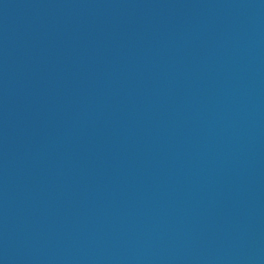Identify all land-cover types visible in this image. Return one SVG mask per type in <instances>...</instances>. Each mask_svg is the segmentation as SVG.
Returning <instances> with one entry per match:
<instances>
[{
	"label": "water",
	"instance_id": "1",
	"mask_svg": "<svg viewBox=\"0 0 264 264\" xmlns=\"http://www.w3.org/2000/svg\"><path fill=\"white\" fill-rule=\"evenodd\" d=\"M0 264H264V0H0Z\"/></svg>",
	"mask_w": 264,
	"mask_h": 264
}]
</instances>
